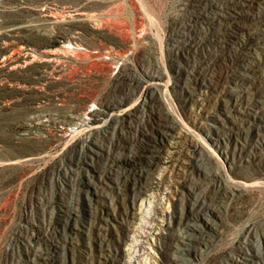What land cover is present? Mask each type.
Returning <instances> with one entry per match:
<instances>
[{
    "label": "rangeland",
    "instance_id": "1",
    "mask_svg": "<svg viewBox=\"0 0 264 264\" xmlns=\"http://www.w3.org/2000/svg\"><path fill=\"white\" fill-rule=\"evenodd\" d=\"M188 1L0 0V264L14 263L21 234L36 231L35 223L24 227L26 216L32 214L43 224L53 210L47 206L50 199L74 205L75 217L86 209L88 196L101 210L115 211L118 193L114 192L115 197L110 201L98 196L101 189L89 181L91 177L98 178L107 152L101 150L102 154L86 156L80 141L97 131L87 127L90 110L120 95L121 89L112 79L114 71L118 73V66L125 61L129 65L125 72L137 74L140 61H148L151 68L149 60L157 59L165 77L169 76L161 86L168 103L197 137L203 136L202 139L193 134L177 137L175 164L155 168L153 175L160 182L138 196L137 201L147 202L148 209L160 218H166L167 209L170 210L174 222L155 220L163 227L162 242L174 231L173 223L180 207H185L188 198L193 197L190 186L197 191L199 200L222 192L218 185L208 187L207 179L198 171L196 158L202 159L208 152L212 167L217 169V153L222 149L232 158L224 168L228 170L227 165H231L237 173L236 179L255 174L264 179V128L258 138L254 133H236L231 139L223 136L221 147H217L205 133L206 114L222 113V106L214 104L217 88L206 86L209 84L206 80L195 94L185 95L171 84L184 80L181 67L188 65L184 55H173L168 49V38ZM260 5L259 0L253 2L247 6L248 13L252 16ZM230 45L235 43L231 40ZM208 48L203 40L195 41L188 54L198 60L210 59L209 79L217 80L220 87L231 75L227 58L232 52L220 51V55L214 56ZM14 64L17 66L12 69ZM142 95L140 88L131 92L124 107L137 108ZM227 98L229 114H242L239 108L246 106L245 97ZM143 167L141 162L126 163V171L130 173ZM221 171L224 176L225 170ZM212 203L213 220L207 227L211 240L203 246L201 256L194 255L195 264L231 263L237 242L245 235L264 241V187L224 193ZM74 235L77 243L71 249L89 250L83 234ZM147 244L146 252L135 262H160L162 248L151 239ZM129 246L139 249V245ZM53 253L63 255L64 249L57 248ZM145 255L156 263L150 259L145 262Z\"/></svg>",
    "mask_w": 264,
    "mask_h": 264
},
{
    "label": "bare ground",
    "instance_id": "2",
    "mask_svg": "<svg viewBox=\"0 0 264 264\" xmlns=\"http://www.w3.org/2000/svg\"><path fill=\"white\" fill-rule=\"evenodd\" d=\"M257 1L189 0L168 38L169 52L177 56L184 55L188 61L186 67H181L184 80L172 82L174 88L185 92V95L195 94L207 80L209 84L206 86L212 85L218 90L214 104L222 106V113L211 111L205 116V133L217 147H221L223 136L231 139L236 133H254L258 138L264 128V2L259 0L262 5L257 7L256 13L252 12V16L247 7ZM201 40L208 44L211 55H220V51L223 54L232 52L227 58L228 65L232 67L231 75L220 87L217 80L209 79L212 74L209 72L210 59L189 57L193 42ZM231 40L235 45H230ZM147 63L140 61L137 74L125 72L129 67L127 61L120 68L118 66V73L114 71L112 80L121 89L120 95L105 105L101 104L102 107L90 110L89 117L86 116L87 127L97 131L90 137L86 135L88 138L82 136L80 141L81 147L85 146L86 156L102 154L101 150L107 152L98 178L91 177L89 181L101 189L98 196H105L110 201L115 197L113 193H118L115 198L119 203L115 211L101 210L98 203L87 195L86 209L75 217L74 205L68 206L64 201L57 203L50 199L47 206L53 210L49 211L43 224L32 214L26 216L24 227L29 228L31 223H35L36 231L31 233L26 229V233L21 234V244L18 245L13 264H136L140 254L146 252L144 247L149 246L147 243L150 239L162 248V256L160 262L156 263L145 255V262L150 259L156 264H195L194 255L201 256L204 253L203 246L211 240L207 227L209 221L213 220L212 201L220 199L224 193L235 194L254 186L264 187V179L258 174L236 179L237 173L231 165H227L228 170L225 169L226 163L230 164L232 158L224 150L219 149L217 153V169L210 163L211 156L209 158L208 152L205 153L202 159L195 160L198 171L207 179L208 187L218 185L222 192L210 196L208 194L207 199L199 200L197 191L190 186L193 197L188 198L185 207H180L176 223H173L174 231L164 242L161 241L163 227L155 220L174 222L170 210L167 209L169 212L166 218H160L148 209L147 202H138V196L160 182L159 177L153 175L155 168L163 164H175L177 137L193 134L202 139L203 136L197 137L173 105L168 103V97L161 88L168 76L165 77L162 65L157 59L149 60L151 68ZM16 66L14 64L12 69ZM139 88L143 95L138 104L135 103L137 108H129L131 105L124 107L127 96ZM229 95L236 99L239 96L245 97L246 106L239 108L242 114H229ZM202 143L208 147L205 140ZM119 154L124 156L118 157ZM130 161L141 162L144 167L136 173H130L126 171V163ZM222 168L225 170L224 176L221 175ZM177 191L184 192L183 189ZM75 233L83 234L89 250L71 249V245L77 243ZM131 244L139 245V249L130 247ZM236 247L233 261L229 264H264V241L261 242L258 237L245 235L239 239ZM57 248L64 249L63 255L53 253Z\"/></svg>",
    "mask_w": 264,
    "mask_h": 264
}]
</instances>
